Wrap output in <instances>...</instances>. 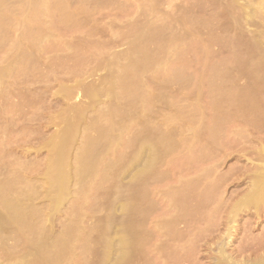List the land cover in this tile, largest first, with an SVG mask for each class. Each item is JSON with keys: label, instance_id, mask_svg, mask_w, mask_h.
<instances>
[{"label": "rangeland", "instance_id": "rangeland-1", "mask_svg": "<svg viewBox=\"0 0 264 264\" xmlns=\"http://www.w3.org/2000/svg\"><path fill=\"white\" fill-rule=\"evenodd\" d=\"M263 112L264 0H0L15 259L226 264L224 244L234 263L264 257V222L242 214L224 237Z\"/></svg>", "mask_w": 264, "mask_h": 264}, {"label": "bare ground", "instance_id": "bare-ground-1", "mask_svg": "<svg viewBox=\"0 0 264 264\" xmlns=\"http://www.w3.org/2000/svg\"><path fill=\"white\" fill-rule=\"evenodd\" d=\"M222 93V92H221ZM249 95V94H248ZM255 107V106H254ZM238 110V109H237ZM260 110V109H259ZM251 112V111H250ZM255 112V111H254ZM260 112V111H259ZM264 113V112H263ZM260 114V113H259ZM255 116H257L256 114H255ZM261 117V116H260ZM264 117V116H263ZM215 118V117H214ZM213 118V119H214ZM238 118V117H237ZM255 119V118H254ZM236 120V119H235ZM238 120V119H237ZM256 120V119H255ZM260 121H262V119L260 120ZM264 122V121H263ZM262 122V123H263ZM257 123H258V121H257ZM244 124V123H243ZM259 124V123H258ZM264 125V124H263ZM257 128V127H256ZM260 128H262L263 130H264V127L262 126V127H260ZM260 128H258V130L260 129ZM261 131V133L260 134H264L263 132H262V130H259L258 131V133ZM251 132V131H250ZM254 132V131H253ZM257 133V134H258ZM259 135V134H258ZM263 136V135H262ZM258 138V137H257ZM246 139V141L248 140V137L247 138H245ZM244 139V140H245ZM260 140L258 141V146H256L255 148H252V149H250V153L248 152V154H251V156H250V158L251 159H249L248 158V161L249 162H251V167L250 168H247L246 170H245V173L244 174H242V178L241 179H239L238 181L240 182L241 181V185H246V189H245V191H243V193H241V194H239L238 195V197H237V199L236 200H233L232 199V201L233 202H231V204H230V209H229V213H228V219L226 218V220H227V222L229 223V224H232V225H230V226H227L228 227V229H226L227 231H226V233H225V235H224V237H225V239L226 240H231V238H232V235H233V232H234V230H235V226H234V224L235 223H237L236 222V219H238V217H240V215H242V214H246V215H249V216H252L253 217V219L255 220V224L257 225H259V223L260 222H264V137H263V139H261V138H259ZM257 144V143H256ZM140 149V148H139ZM65 153V152H64ZM245 154V153H244ZM245 157V156H244ZM214 164H217V163H214ZM219 164V163H218ZM213 167H215V165H213ZM211 168V167H210ZM244 169H245V166H244ZM213 171V170H212ZM216 172V171H215ZM244 172V171H243ZM208 173V172H207ZM217 174V173H216ZM222 174V173H221ZM206 175H209V174H206ZM141 176V175H140ZM204 177V173H203V175H201V177ZM212 176V175H211ZM210 176V178H212ZM217 176H218V174H217ZM224 176V175H223ZM222 176V177H223ZM61 177V176H60ZM200 177V178H201ZM207 177V176H206ZM229 177V176H228ZM227 177V179H229ZM51 178V177H50ZM203 179V178H202ZM221 179H223V178H221ZM62 180V179H61ZM197 180V179H196ZM220 180V179H219ZM192 181V180H191ZM195 181V180H194ZM207 181V180H206ZM216 181V180H215ZM223 181V180H222ZM198 182H202V180L201 181H198ZM197 182V183H198ZM211 182V181H210ZM214 182V181H213ZM196 183V184H197ZM212 183V182H211ZM216 183H218V181L216 182ZM193 184V183H192ZM191 184V185H192ZM222 184H224V183H222ZM200 185V184H199ZM216 186H217V184H215ZM189 186V185H188ZM214 186V185H213ZM212 186V187H213ZM184 187H186V186H184ZM221 187V186H220ZM181 188H182V186H181ZM180 188V189H181ZM206 188V187H205ZM205 188H202V189H204V190H206ZM216 187H214V189H215ZM183 189V188H182ZM190 189V188H189ZM197 189H199V188H197ZM218 189V188H217ZM185 190V189H184ZM191 190V189H190ZM182 191V190H181ZM200 191V190H199ZM215 191V190H214ZM213 191V192H214ZM54 192V191H53ZM182 192H184V191H182ZM217 192V191H216ZM215 192V193H216ZM179 193H181V192H179ZM178 193V194H179ZM196 193H197V191H196ZM202 193V192H201ZM206 193V192H205ZM204 193V194H205ZM219 193V192H218ZM177 194V195H178ZM183 194V193H182ZM188 194V193H187ZM220 194V193H219ZM221 194H222V192H221ZM2 195V194H1ZM184 195V194H183ZM183 195H181V196H183ZM6 196V195H5ZM7 196H9V195H7ZM60 196V195H59ZM223 196V195H222ZM235 196V195H234ZM12 197V196H11ZM186 197V194L184 195V198ZM193 197V196H192ZM198 197V196H197ZM235 197V198H236ZM189 198V197H188ZM194 198V197H193ZM201 198V197H200ZM213 198V197H212ZM214 198H216V197H214ZM223 198V197H222ZM187 199V198H186ZM190 199V198H189ZM216 199H218V198H216ZM231 199V198H230ZM58 200V199H57ZM192 200H194V199H192ZM210 199L208 198V201H209ZM212 200V199H211ZM220 200V199H219ZM222 200V199H221ZM184 201V200H183ZM187 201V200H186ZM207 201V200H206ZM224 201V200H223ZM221 202V201H220ZM181 204L182 203H185V202H180ZM187 203V202H186ZM192 203V202H191ZM190 203V204H191ZM208 203V202H207ZM209 205H211L210 203H208ZM228 203H224L223 205H227ZM207 205V204H206ZM0 207L3 209V210H5V212L4 213H2V212H0V244L2 243L1 241V238L3 237L2 236V234H4L5 232L6 233H8V236H7V239H6V242H7V246H8V249L9 250H7L8 251V253H7V255H8V257H7V259L5 258V260H3L4 262H7V264H24L25 263V261L26 260H28L27 259V256L26 255H23V257L21 258V259H19V260H16L15 259V257H14V254H15V239H16V236H15V228H14V225L16 224V223H18L19 221H18V217H19V210L20 209H18V207H17V205L15 204V201L13 200V199H8V197H7V199H5V198H0ZM176 207V206H175ZM224 207V206H223ZM222 207V208H223ZM228 207V206H227ZM177 208V207H176ZM187 208V207H186ZM221 208V207H220ZM182 209V208H181ZM189 209V208H188ZM193 209V208H192ZM227 209V208H226ZM181 213H182V211H181ZM195 213V212H194ZM213 215H214V213H213ZM227 215V214H226ZM203 216V215H202ZM248 216V217H249ZM20 217H21V215H20ZM176 217V216H175ZM186 217V216H185ZM187 218V217H186ZM19 219H21V218H19ZM179 219V218H178ZM195 219V218H194ZM193 219V220H194ZM201 219V218H200ZM204 219V218H203ZM197 220V219H196ZM206 220V219H205ZM18 221V222H17ZM180 221V220H179ZM178 221V222H179ZM199 222H201V221H199ZM206 222V221H205ZM182 223V222H181ZM194 223V222H193ZM225 223V222H224ZM179 224V223H178ZM182 224H184V223H182ZM189 224H190V222H189ZM226 224V223H225ZM229 224H227V225H229ZM190 226V225H189ZM127 227V226H126ZM187 228V227H186ZM130 229V228H129ZM187 229H189V228H187ZM133 231V230H132ZM203 231V230H202ZM136 232V231H135ZM2 236V237H1ZM142 237V236H141ZM144 237H146V236H144ZM108 238V237H107ZM131 238V237H130ZM147 238V237H146ZM42 240V239H41ZM176 240V239H175ZM106 241V240H105ZM128 241H130V240H128ZM17 242V241H16ZM222 242H223V240H222ZM67 243H68V241H67ZM129 243V242H128ZM229 243V242H228ZM87 244V243H86ZM222 244H224V242L222 243ZM4 244H2V246H3ZM108 245H110V248H113V247H115V249L116 248H119V249H116V252H118V254L120 253V256H124L125 255V253H126V249H125V246H126V243L122 240V239H120L119 237H117L116 235H115V237H113V238H111V240H110V242H108ZM129 245V244H128ZM186 245V244H185ZM85 246V245H84ZM225 246H227V244H224V245H222L221 247H219V249H220V255H222L221 256V259L220 260H222L223 261V259L225 260V262H226V264H264V257H259V258H256L255 259V261H251V263H250V261H248V262H243V263H234L231 259H229L228 257H226L225 256V252H224V250H225ZM249 246V248L251 247L250 245H248ZM4 247H6V245L4 246ZM128 247V246H127ZM245 247V246H244ZM47 248V247H46ZM80 248V247H79ZM86 248V247H85ZM109 248V247H108ZM110 248L108 249L109 251H110ZM129 248V247H128ZM127 248V249H128ZM183 248V247H182ZM49 249V248H48ZM68 249H69V247H68ZM84 249V248H83ZM107 249V248H106ZM195 249V248H194ZM6 250H5V252H6ZM36 250V249H35ZM86 250V249H85ZM182 250V249H181ZM245 250V249H244ZM26 251V250H25ZM30 252V251H29ZM111 252V251H110ZM110 252H108V253H110ZM33 253V252H32ZM36 253V252H35ZM77 253H79V252H77ZM108 253H106V254H108ZM23 254V253H22ZM30 254V253H29ZM43 253H41V255H42ZM67 254V253H66ZM112 254V253H111ZM74 255V254H73ZM82 255V254H81ZM83 256V255H82ZM105 256V255H104ZM112 256V255H111ZM111 256H106V259H104L103 258V260H104V263L106 264V263H108V261H109V259H111V260H113L114 258H115V256H117V253L116 254H114L113 253V256H114V258L112 259V258H109V257H111ZM119 256V255H118ZM3 257H4V255H3ZM72 257H74V256H72ZM101 257H103V255L101 256ZM37 259L38 258H41V257H36ZM43 259L45 258V255H44V257H42ZM59 258H61V257H59ZM33 259V258H32ZM32 259H30V260H32ZM50 259H52V258H50ZM69 258H67V260H68ZM118 259H121V257H119ZM7 260V261H6ZM45 260H48V258L47 259H45ZM53 260V259H52ZM56 260H59V259H55L54 260V263L56 262V263H58L59 261H56ZM70 260V259H69ZM76 260V259H75ZM115 260V259H114ZM113 260V261H114ZM117 260V259H116ZM35 261H37V260H35ZM50 261V260H49ZM72 261V260H71ZM74 261V260H73ZM84 261V260H83ZM99 261V260H98ZM29 262V261H28ZM75 262V261H74ZM87 262V261H86ZM111 262V261H110ZM0 263H1V256H0ZM53 263V262H52ZM51 263V264H52ZM53 263V264H54ZM70 263V262H69ZM73 263V262H72ZM99 263V262H98ZM115 263H117V262H115ZM120 263V262H119ZM221 263H223V262H221ZM25 264H27V263H25ZM28 264H30V263H28ZM46 264V263H45ZM48 264V263H47ZM65 264V263H64ZM68 264V263H67ZM71 264V263H70ZM84 264V263H83ZM87 264V263H86ZM97 264V263H96ZM109 264V263H108ZM114 264V263H113Z\"/></svg>", "mask_w": 264, "mask_h": 264}]
</instances>
